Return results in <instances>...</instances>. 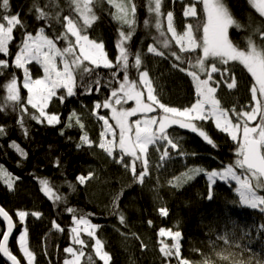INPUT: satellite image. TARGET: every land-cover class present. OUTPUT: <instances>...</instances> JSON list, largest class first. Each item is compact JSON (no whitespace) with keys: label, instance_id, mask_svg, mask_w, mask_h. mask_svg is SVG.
<instances>
[{"label":"trees","instance_id":"1","mask_svg":"<svg viewBox=\"0 0 264 264\" xmlns=\"http://www.w3.org/2000/svg\"><path fill=\"white\" fill-rule=\"evenodd\" d=\"M34 2L44 6L48 0H9L10 14H19L27 32L35 35L40 27H44L45 34L55 38L63 31L60 23L55 20H37L35 12L30 11ZM134 2L137 6L136 25L131 39L125 42V47L131 53L141 54V70L148 71L155 95L162 103L178 108L190 106L195 102L194 84L185 72L173 67V64L178 62L170 56V51H177L180 54L178 47L173 44L171 49H163L158 40L159 32L154 26V16L147 11L148 0ZM225 2L236 20L245 26L239 30L235 27L229 29L230 39L243 49L246 47V37L251 34V29L247 27L249 23L255 27L264 23V18L252 8L249 0ZM189 3L191 0H163L162 11L165 14L168 11L173 12L174 25L179 32L184 30L187 23L197 22L182 15L184 7ZM58 4L60 9H63L62 15H68L67 0H58ZM113 11L114 9L104 0L94 5L97 20L88 28L86 34L103 42L109 59L115 62L118 55L116 45L121 39L119 33L123 30L127 34L129 29L127 26L122 27L112 18L110 13ZM197 11L198 18L202 19V5L197 4ZM145 20L149 21L147 27L144 24ZM162 24L166 30V19L162 18ZM24 34V29L17 28L14 31V40L9 45L10 55L7 57L0 55V59H7L9 62V67L3 69V74L0 75V85L12 75L18 77L22 84L23 70L15 68L13 61ZM253 39L257 44L264 43L258 37L254 36ZM153 44L165 52L164 57L147 52V47ZM57 46L63 48L66 42L60 41ZM183 55L185 63L180 67L187 68V59L190 57L187 54ZM132 62L130 58V65ZM27 67L29 73L35 77L41 76V69L35 63H30ZM229 69L230 74L236 78L237 87L229 90L222 83L217 90L216 98L220 100L223 108L231 109L235 106L240 111L252 101L250 88L254 81L250 73L239 63H230ZM113 71L115 69L101 67L90 76H84L83 82L78 76L75 94L72 96H67L65 89H59L57 96L47 108L50 113L59 115V124L48 125L46 121L38 123L31 119L30 113L35 110L29 106L28 113L23 114L24 128H27L25 135L18 123V117L21 115L19 108L12 110L9 107L6 111L0 112V126H3L6 133L0 136V163L19 178L12 190L0 181V204L16 222V234L10 241L11 251L24 264L16 240L22 228L16 212L37 211L41 214L39 218L30 214L24 223L28 228L31 248L36 253L37 264H64L66 259H71L70 254L65 253L64 249L69 246L80 247L73 244L69 230L72 226V214L68 213L66 208L73 207L79 214H90L88 218L91 222L100 225L97 235L104 241L105 250L112 256L111 264H169L159 252V247L161 241L170 244L172 240L159 236L161 227L175 228L182 232V256L194 262L203 256H209L208 253H213L214 250L220 251L225 248L242 254L244 259L252 256L254 260L260 257L264 261V227L258 234L254 230L255 218L264 226V212L229 205L235 195L231 184L217 181L209 187L207 176L201 173L180 188L161 186L157 185L155 168L150 170L151 178L146 177L143 184H138L133 181L130 170L99 149V125L93 109L94 104L108 98L112 88L118 87L117 81L122 80L123 72H119L118 77L113 78ZM128 74L130 79L138 77L136 69L131 66ZM97 79L99 85L95 83ZM215 79L221 78L216 75ZM82 83L85 87L81 86ZM88 85L91 86V92L86 90ZM20 92L22 98H26L27 90L21 87ZM3 94L0 91V96ZM61 96L64 97L62 102L59 99ZM98 111L100 114H106L108 109L101 108ZM73 112L81 117L84 129L75 124L72 127L67 126L68 118ZM161 114L157 109L149 115L159 117ZM137 115L141 117L140 114ZM258 120L259 117L257 121L250 122L251 126H255ZM199 126L207 132L214 144L207 143L197 133L174 125L168 132L178 141V151L195 156L197 161L202 162L201 168L206 172L234 163L236 142L232 141L229 135L217 130L213 121L200 122ZM84 132H87L89 138L96 143L91 147L84 145L78 148ZM11 141H15L27 152L26 158L20 157L9 147ZM154 149L152 147L150 151ZM168 150L170 155L176 152L171 147ZM125 160L130 161V158L126 157ZM139 171L140 164L137 162V173ZM89 172L93 174L92 178L80 184L77 177L88 176ZM38 178H48L59 193L67 196V202L53 203L49 200L41 192ZM69 182L75 186L74 190L69 188ZM121 191L118 210L113 209V198ZM162 206L169 210L167 217L159 214L158 209ZM119 213L125 217L124 225L119 222ZM53 221L60 224L64 231L55 230ZM149 221L152 223L149 224ZM4 230V223L0 219V236ZM52 231L55 233L52 239L45 242V236ZM221 236H227L228 242L221 241L219 239ZM83 238L87 245L85 248L87 256L94 241L86 235H83ZM94 259L96 264H103L98 258ZM0 264H9L2 255ZM81 264H84V260ZM170 264L177 262L172 259Z\"/></svg>","mask_w":264,"mask_h":264},{"label":"snow or ice","instance_id":"2","mask_svg":"<svg viewBox=\"0 0 264 264\" xmlns=\"http://www.w3.org/2000/svg\"><path fill=\"white\" fill-rule=\"evenodd\" d=\"M67 2L68 15H62L63 9H60L58 0H48L44 6H40L38 2L33 3L30 11L35 12L37 20H55L63 29L55 38H50L45 34L44 27H40L35 35L27 32L19 14H10L9 0H0V55L5 57L10 55L9 45L14 40V31L17 28L24 29L25 33L13 61L15 68L23 70L22 84L18 77L12 75L0 85V91L4 93L0 96V112L6 111L9 107L12 110L19 108L21 115L18 117V123L26 135L27 128H24L23 114L28 113L29 106L35 110L30 113L31 119L38 123L46 121L48 125L59 124V115L47 111L48 105L57 96L59 89H65L67 96L74 95L77 77L79 76L83 82L84 76H90L101 67L115 69L112 72L113 78L118 77L119 72H123L122 80L117 81L118 87L112 88L110 96L94 104L93 114L103 122L98 142L99 149L114 159H116L114 154L118 150L117 163L123 164L125 169L130 170L135 183L143 184L146 177L150 175L148 159L150 146L159 151V147L163 145L161 160L170 158L169 147L178 148V143L174 142L168 132L172 126L190 130L207 143L214 144L207 132L199 126L200 122L213 121L217 130L229 135L231 140L236 142L234 163H229L220 170L207 172L200 167L189 168L169 181V185L180 188L201 173L207 176L210 185L215 184L217 180L234 181L238 202L243 206L264 212V194H262L264 193V43L257 44L253 39L255 36L264 41V23L255 27L249 23L247 27L251 29V34L246 37V47L241 49L230 39L229 29L235 27L239 30L245 26L236 20L225 0H191V3L184 7L182 15L197 22L187 23L182 32H178L174 26L173 12L168 11L165 14L162 11L163 0H148L147 11L154 16V26L159 32V44L163 49H171L173 44L178 47L180 54L177 51H170V56L178 62L174 63L173 67L185 72L194 84L195 102L181 109L168 106L158 99L154 94L155 89L148 71L141 70V54L131 53L125 47V42L131 39L136 25L137 6L134 0H104L114 9L110 13L112 18L122 27L127 26L129 29L127 34L123 30L119 33L121 39L116 45L118 55L115 62L108 58L103 42L98 43L86 34L88 28L97 20L94 5L100 3V0H67ZM249 3L259 16L264 18V0H249ZM197 4L202 5V19L198 18ZM74 16L75 19H73ZM162 18L166 19V30L162 24ZM144 24L147 27L149 21L145 20ZM60 41H65L66 46L58 47ZM147 52L160 57L165 56V52L156 44L149 45ZM183 54L190 57L187 59V68L180 67L185 63ZM130 58L133 61L131 65ZM33 61L42 65L44 72L42 78H31L27 65ZM232 62L242 65L253 78L250 92L254 104L250 110L237 111L235 106L231 109L223 108L220 100L216 98L217 90L222 83L229 90L237 87L235 76L230 74L229 65ZM130 66L136 69L137 79L129 78ZM8 67V60L0 59V75L3 74V69ZM216 75H219L221 79H215ZM202 76L204 78H201ZM95 83L99 85V79ZM81 86L85 87L83 83ZM21 87L27 90L26 98L21 96ZM86 90L91 92V86H86ZM59 99L62 102L64 97L61 96ZM128 101H134L135 106L125 108L123 105ZM101 108L109 109L111 115H99L98 110ZM157 109L162 113L159 117L149 115ZM137 114L143 118L130 121V118ZM258 117L259 120L255 126H251L250 122L257 121ZM110 120L114 121V125L110 123ZM73 124L80 129L85 127L76 112L68 118L67 126L72 127ZM5 134V129L0 126V136ZM94 143L96 142L89 138L87 132H84L77 147L84 145L91 147ZM9 147L20 157H27V152L15 141H11ZM126 157L130 158V163H124ZM137 162L140 164L138 173ZM56 166H59L58 160ZM92 176L91 172L88 176L79 175L77 181L84 184ZM18 179L0 165V181L10 190ZM38 183L41 192L53 203L67 202V196L59 193L48 178H38ZM69 188L74 190L75 186L69 182ZM120 195L122 191L113 198V209L118 210ZM209 199H211V193H209ZM66 211L72 214V226L69 229L71 240L74 245L80 247L69 246L64 249L65 253L71 256V259H66L64 264H81L82 260L84 264H96L94 257L103 264H111L112 256L105 250L104 241L97 235L100 225L91 222L88 218L90 214H79L73 207H67ZM158 211L161 216L169 215L167 207H160ZM114 214L117 213L114 212ZM29 215L27 211L16 212L22 226ZM31 215L39 217L40 213H31ZM0 219L5 223V230L0 236V255L6 258L9 264H21V259L13 254L9 247L16 222L2 206H0ZM118 219L121 225L125 224L122 213L118 214ZM53 228L64 231L55 221H53ZM158 234L172 240L170 244L161 241L159 247V252L169 264L172 259H175L177 264H216L213 256L228 264H264V261L259 259L254 261L252 256L244 259L242 254L227 248L220 251L214 250L213 255L203 256L200 261L194 262L182 256L181 231L161 227ZM83 235L94 241L91 252L87 256L85 252L87 245ZM219 239L225 243L228 242L227 236H221ZM16 240L24 264H36V253L29 247L26 226L22 227Z\"/></svg>","mask_w":264,"mask_h":264},{"label":"rangeland","instance_id":"3","mask_svg":"<svg viewBox=\"0 0 264 264\" xmlns=\"http://www.w3.org/2000/svg\"><path fill=\"white\" fill-rule=\"evenodd\" d=\"M175 26V25H174ZM178 31V30H177ZM179 32V31H178ZM90 38V37H89ZM91 39V38H90ZM92 40H94V39H92ZM95 41H97V40H95ZM98 43H99V41H97ZM104 51H105V49H104ZM106 52V51H105ZM31 63H35L36 64V66L37 67H39L40 69H41V72H42V74H41V76H39V77H35L34 75H32V73L30 72V76H31V78L32 79H37V78H42L43 76H44V72H43V67H42V65L41 64H39L38 62H36V61H33V62H31ZM30 64V63H29ZM28 64V65H29ZM27 65V66H28ZM58 65H59V61H58ZM150 77V76H149ZM202 78V77H201ZM151 79V78H150ZM152 81V80H151ZM152 86H153V83H152ZM154 88V87H153ZM155 94V93H154ZM196 98V97H195ZM254 104V102L253 101H251V103H249L248 105H246L245 106V108L244 109H241V110H250V107L252 106ZM49 106V105H48ZM125 108H131V107H134L135 106V103H134V101H128L126 104H124L123 105ZM171 107H173V106H171ZM178 108V107H177ZM181 109H183V108H181ZM47 111H48V109H47ZM108 111L110 112V110L108 109ZM107 111V113L106 114H100V112L98 111V114L99 115H103V116H110L111 115V112L109 113ZM238 111V110H237ZM49 112V111H48ZM50 113V112H49ZM94 117L96 118V122L98 123V125H99V137H100V133H101V131H102V124H103V122L102 121H100V120H98V118H97V115H95L94 114ZM138 118H143L142 116L141 117H139V115H137V116H133V117H131L130 118V121H134L135 119H138ZM235 122V121H234ZM110 123H113V125H114V121H111L110 120ZM171 137V136H170ZM173 140H174V142H178L177 140H175L173 137H171ZM152 148V146H150V148H149V153H148V159H149V173L151 172L150 170H151V168L153 169V168H155L156 169V174H157V178H156V181H157V185H161V186H167V185H169V181H171V180H173L174 179V177H177V176H180L182 173H184V172H186L189 168H193V167H202V162L201 161H197L196 160V158H195V156H190V155H185V154H183V153H181L180 151H178L179 150V146H178V148L177 149H174L176 152L174 153V154H172V155H170V158H165V159H163V160H161L160 159V154L163 152V150H164V148H163V145H161L160 147H159V151H157V149L155 148L152 152L150 151V149ZM115 156H116V159H114V158H112L113 160H116L117 161V159H118V150H117V153L116 154H114ZM124 163H130V161H124ZM0 165H2L1 163H0ZM227 166V165H226ZM225 167V166H224ZM222 168V167H221ZM221 168H219V169H214V170H220ZM210 171H212V170H210ZM14 175V174H13ZM15 176V175H14ZM17 177V176H16ZM149 178H151V173H150V175L148 176V179ZM17 181V180H16ZM217 181H220V180H217ZM223 182H225V181H223ZM16 183V182H15ZM208 183H209V181H208ZM226 183H228V184H231L232 185V187H233V190L235 191V187H236V184H235V182L233 181V182H226ZM214 184H211L210 185V183H209V187H212ZM14 186H15V184H14ZM170 186V185H169ZM172 187V186H171ZM14 188V187H13ZM12 188V189H13ZM11 189V190H12ZM234 197L230 200V202L228 203L229 205H234V206H236V207H238V208H249V209H251L250 207H247V206H243V205H241L239 202H238V194L236 193V191L234 192ZM262 194H264V193H262ZM162 207H164V206H162ZM256 210H259V209H256ZM20 211H24V210H20ZM260 211V210H259ZM28 212V211H27ZM37 211H33L32 213H36ZM39 213V212H38ZM31 214V213H30ZM40 216H41V214H40ZM39 216V217H40ZM36 217V216H35ZM39 217H37V218H39ZM27 219V218H26ZM25 223V222H24ZM254 225H255V233L256 234H258V232H259V230L261 231L262 229H263V227H261V226H263V223H261L260 221H258L257 220V218H255V220H254ZM5 226V225H4ZM23 226H26L27 227V225H23ZM22 226V227H23ZM250 226H252V224H250ZM253 227V226H252ZM28 229V228H27ZM166 229H168V228H166ZM170 229H172L173 231H176V229L175 228H170ZM21 230H22V228H21ZM20 230V231H21ZM55 233H54V231H52V232H49L46 236H45V242H48L50 239H52V236L54 235ZM19 235V233L17 234V236ZM28 239H29V235H28ZM29 247L31 248V245H30V241H29ZM31 250H32V248H31ZM33 251V250H32ZM21 253V252H20ZM208 255L209 256H211V255H213V253H208ZM203 258V257H202ZM201 258V259H202ZM201 259H199V260H197V261H195V262H198V261H200ZM213 259L216 261V264H221V261H219V259L217 258V257H215V256H213ZM256 259H259V260H261V261H263V259L262 258H260V257H257ZM255 259V260H256ZM254 260V261H255ZM36 264H37V259H36Z\"/></svg>","mask_w":264,"mask_h":264},{"label":"water","instance_id":"4","mask_svg":"<svg viewBox=\"0 0 264 264\" xmlns=\"http://www.w3.org/2000/svg\"><path fill=\"white\" fill-rule=\"evenodd\" d=\"M0 206H2L1 204H0ZM3 207V206H2ZM4 208V207H3ZM5 209V208H4ZM6 210V209H5ZM7 211V210H6ZM9 213V212H8ZM10 214V213H9ZM11 215V214H10ZM2 220V219H1ZM14 220V219H13ZM3 221V220H2ZM15 222V221H14ZM4 223V222H3ZM4 225H5V223H4ZM15 234H16V228L14 229V232H13V235H12V237L10 238V241H11V239L15 236ZM9 244H10V242H9ZM3 257V256H2ZM4 258V257H3ZM5 260H6V258H4ZM9 263V262H8ZM22 264V263H21Z\"/></svg>","mask_w":264,"mask_h":264},{"label":"bare ground","instance_id":"5","mask_svg":"<svg viewBox=\"0 0 264 264\" xmlns=\"http://www.w3.org/2000/svg\"><path fill=\"white\" fill-rule=\"evenodd\" d=\"M92 39V38H91ZM95 40V39H94ZM98 41V40H97ZM101 42V41H99ZM104 45V44H103ZM105 49V48H104ZM106 51V50H105ZM107 53V52H106ZM108 56V55H107ZM109 58V57H108ZM13 217V216H12ZM14 219V218H13ZM15 221V220H14ZM3 222V221H2ZM9 247H10V244H9ZM14 254V253H13ZM16 255V254H15ZM17 256V255H16ZM18 257V256H17ZM19 258V257H18Z\"/></svg>","mask_w":264,"mask_h":264}]
</instances>
